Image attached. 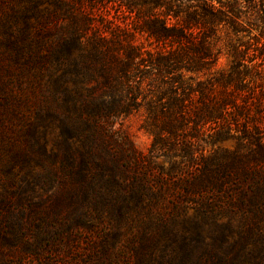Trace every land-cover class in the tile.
<instances>
[{"label": "trees", "instance_id": "trees-1", "mask_svg": "<svg viewBox=\"0 0 264 264\" xmlns=\"http://www.w3.org/2000/svg\"><path fill=\"white\" fill-rule=\"evenodd\" d=\"M15 1L13 23L61 22L0 66L35 252L91 233L107 264H264V0ZM223 28L236 41L217 72ZM136 114L147 152L122 126Z\"/></svg>", "mask_w": 264, "mask_h": 264}, {"label": "rangeland", "instance_id": "rangeland-1", "mask_svg": "<svg viewBox=\"0 0 264 264\" xmlns=\"http://www.w3.org/2000/svg\"><path fill=\"white\" fill-rule=\"evenodd\" d=\"M19 6L15 0H0V66H7L10 61V54L20 53L19 56H28L36 50L50 43L52 36L49 31H53L57 24L55 21L45 18L43 22L40 17L29 20V25L21 22L13 23L14 17L10 14ZM103 12L113 17H120V7L115 4L106 3L101 8ZM12 31V32H11ZM255 33V32H254ZM43 37V39H40ZM40 39V40H39ZM245 37L243 41L247 40ZM40 41H42L40 43ZM236 41V37L227 28L218 32L216 37L217 49L220 51L215 70L225 71L229 68L230 57L228 53L229 43ZM143 116L136 114L122 121V126L130 135L135 147L147 152L152 142V136L142 127ZM16 133L0 130V264H107L102 259L95 257L93 248L89 247L91 233L82 236H75L68 242L71 251L64 253V248H69L56 241V247L52 251H45L42 255L35 252L38 249L36 243L31 238V232L24 226V206L22 204L23 193L20 188L18 176L11 178L5 165V155L10 145V137ZM223 146L234 148L235 139H229ZM19 169V166L16 170ZM16 184L12 186V182ZM18 182V184H17ZM129 231H125L123 237H128ZM127 240L122 238L120 246ZM48 249H50L48 247ZM52 249V248H51ZM95 251V250H94ZM115 264H124L118 261Z\"/></svg>", "mask_w": 264, "mask_h": 264}]
</instances>
